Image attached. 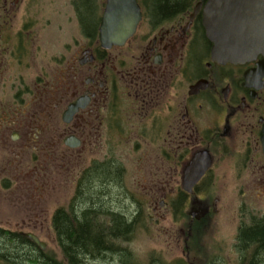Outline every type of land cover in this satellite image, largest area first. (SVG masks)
<instances>
[{"label": "flooded vegetation", "instance_id": "flooded-vegetation-1", "mask_svg": "<svg viewBox=\"0 0 264 264\" xmlns=\"http://www.w3.org/2000/svg\"><path fill=\"white\" fill-rule=\"evenodd\" d=\"M108 1L0 0V143L15 156L22 179L32 165L50 168L58 155L70 161L103 155L106 140L150 146L171 171L165 186L179 188L172 204L182 212L183 227L174 236L183 242L184 258L176 262L214 264L199 237L211 211L201 196L218 181L219 162L234 160L240 173L248 167L264 172V55L241 63L213 59L205 13L224 0H191L169 16L155 12V0H135L140 19L134 33L122 45L106 46L101 26ZM105 166L124 185L127 168L119 159H97L79 173L72 199ZM0 184L14 187L6 177ZM167 197L155 213L168 205ZM15 228L0 232L31 243L0 244V264H26V253L28 264H58L47 244L25 236H37L32 229L25 231L22 222Z\"/></svg>", "mask_w": 264, "mask_h": 264}, {"label": "rangeland", "instance_id": "rangeland-1", "mask_svg": "<svg viewBox=\"0 0 264 264\" xmlns=\"http://www.w3.org/2000/svg\"><path fill=\"white\" fill-rule=\"evenodd\" d=\"M72 17L71 31L75 36L78 29L73 13ZM61 46L63 44L58 48ZM104 147L103 155L77 156L71 161L65 155H58L50 159V168L41 166L37 170L32 165L30 175L25 174L22 179L13 164L15 156L0 143V179L6 177L14 183V187L7 185L10 188L0 184V228L15 230L22 222L25 231L32 229L47 244V253L54 254L57 262L62 263L63 255L52 224L54 213L70 208L75 200L72 198L77 189V177L88 165L97 159H119L127 168L122 184L125 197L136 195V199H121L122 207L125 211L128 208L129 214L138 210L145 222L129 240L116 241L115 248L122 252L108 253L92 264H178L176 261L184 258L183 242L178 245L174 234L179 235L183 227L182 212H174L172 203L179 188L172 184L165 186L171 171L162 165L161 155L148 145L135 148V140L131 143L122 140L120 145L119 141L106 140ZM236 166L234 160L219 162L215 171L218 181L201 196L209 202L211 211L204 217L206 229L199 237L214 264H238L242 259L236 240L239 227L243 222H250L251 216L264 215V172L248 167L240 173ZM35 169L39 173L36 177ZM19 184L23 188H18ZM154 195L160 199H153ZM164 195L168 196L165 199L168 205L155 213ZM184 211L191 212L190 208Z\"/></svg>", "mask_w": 264, "mask_h": 264}, {"label": "trees", "instance_id": "trees-1", "mask_svg": "<svg viewBox=\"0 0 264 264\" xmlns=\"http://www.w3.org/2000/svg\"><path fill=\"white\" fill-rule=\"evenodd\" d=\"M154 3L155 12L159 16H169L183 6L186 10L192 1L155 0ZM88 28L89 32L94 29L92 25ZM85 184L80 189L79 199H75L69 209H58L52 218L57 243L63 255L61 264H92V261L108 253L113 255L122 252L115 248L116 241L129 240L145 222L138 210L129 214L128 208L127 213L122 207L121 199L127 198L119 173L114 169L105 166L91 178L88 185ZM0 237L2 245L31 243L20 236L1 232ZM238 244L244 264L246 260L248 264H264V217H253L250 224L242 226ZM5 248L7 250L10 247ZM26 254L21 258L27 264L32 258Z\"/></svg>", "mask_w": 264, "mask_h": 264}, {"label": "water", "instance_id": "water-1", "mask_svg": "<svg viewBox=\"0 0 264 264\" xmlns=\"http://www.w3.org/2000/svg\"><path fill=\"white\" fill-rule=\"evenodd\" d=\"M139 19L135 0H109L101 26L104 44H124L134 33ZM204 26L213 43V59L220 63H241L264 55V0H224L215 8L209 5ZM184 190L190 193L192 188L185 186ZM25 236L45 248L37 236Z\"/></svg>", "mask_w": 264, "mask_h": 264}]
</instances>
